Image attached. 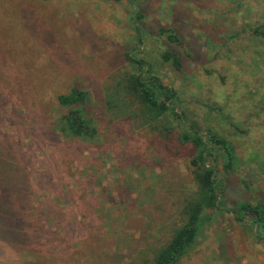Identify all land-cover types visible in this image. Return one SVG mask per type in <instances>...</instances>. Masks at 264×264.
Listing matches in <instances>:
<instances>
[{
  "label": "rangeland",
  "instance_id": "obj_1",
  "mask_svg": "<svg viewBox=\"0 0 264 264\" xmlns=\"http://www.w3.org/2000/svg\"><path fill=\"white\" fill-rule=\"evenodd\" d=\"M261 22L264 0H0V133L22 146L0 135L6 181L18 186L0 203V264H148L183 222L190 145L106 110L109 87L134 71L127 52L175 90V132L182 116L231 141L233 171L217 162L225 205L264 201V39L247 28ZM72 86L90 92L93 139L53 133L57 97ZM25 206L32 227L14 216ZM244 221L215 210L176 264H264L256 225Z\"/></svg>",
  "mask_w": 264,
  "mask_h": 264
},
{
  "label": "trees",
  "instance_id": "obj_2",
  "mask_svg": "<svg viewBox=\"0 0 264 264\" xmlns=\"http://www.w3.org/2000/svg\"><path fill=\"white\" fill-rule=\"evenodd\" d=\"M135 17L134 28L138 41L142 42V27L139 24L142 14L137 11ZM247 28L251 34L264 39V22ZM160 31L166 33V38L170 42H180V38L176 36L174 30L161 28ZM125 56L134 71L109 87L112 90L105 97V106L110 118H140L141 125L147 127L152 134L168 140H172L176 134L180 143H187L192 149L188 159V168L192 175L194 189L188 193L183 202V222L175 227L170 237L156 249L148 264H176L193 247L203 225L209 221L215 210L229 211L234 219L240 222L247 218L251 221L250 225H256V238L264 243V201L255 203L236 201L229 207L225 205L221 197L223 188L217 177V162L219 159L221 160L224 171H233L237 157L231 141L209 128L202 129L197 122L186 125L182 116L180 124L183 127L175 132L171 121L172 117H178L174 111L175 90L164 85L157 76L153 75L143 59L135 57L131 52H127ZM161 59L176 70L181 68L180 58L174 52L164 50L161 53ZM57 101L64 111L59 117L57 127L53 129V126H50L53 133H59L58 135L66 138L83 140H90L98 136L97 124L88 110L91 102L88 90L72 86L68 93L59 94ZM1 134L3 141L10 140L19 147V150L22 149V146L17 144L18 140L7 138L3 136L5 134ZM7 160L0 157V179L6 182L5 187L0 185V203L3 205L11 203L7 189L11 187L18 189V186L17 188L14 186L16 185L15 180L11 183L6 181L8 175L5 172L7 167L5 162ZM12 166L20 165H16L12 161ZM14 200L16 201V198ZM28 206L31 208L30 203ZM34 215L35 212L32 214L25 206L20 216H14L16 220L32 227L30 222ZM43 215L46 217L47 224L51 222L50 212L43 213ZM244 223L246 222L244 221Z\"/></svg>",
  "mask_w": 264,
  "mask_h": 264
}]
</instances>
